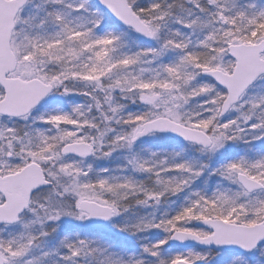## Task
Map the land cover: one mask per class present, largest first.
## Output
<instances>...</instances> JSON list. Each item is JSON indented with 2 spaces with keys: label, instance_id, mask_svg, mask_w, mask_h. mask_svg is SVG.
<instances>
[{
  "label": "snow or ice",
  "instance_id": "6c2138e0",
  "mask_svg": "<svg viewBox=\"0 0 264 264\" xmlns=\"http://www.w3.org/2000/svg\"><path fill=\"white\" fill-rule=\"evenodd\" d=\"M0 264H264V0H0Z\"/></svg>",
  "mask_w": 264,
  "mask_h": 264
},
{
  "label": "rangeland",
  "instance_id": "374dc122",
  "mask_svg": "<svg viewBox=\"0 0 264 264\" xmlns=\"http://www.w3.org/2000/svg\"><path fill=\"white\" fill-rule=\"evenodd\" d=\"M164 146H165V145H162V144H160L159 142H157V141L155 140V138H148L147 140H145L144 145H143V147H144L145 149L150 148V149H153V150L159 149V148L164 147ZM145 154H146V153H145ZM100 163L103 164V163H105V162L101 161ZM72 223H73V224H75V223L78 224V222H72ZM102 228H103V229H102ZM96 229L103 230V231L106 232V233L114 232L113 229H111L110 227L107 228V226H105V227H99V226H97Z\"/></svg>",
  "mask_w": 264,
  "mask_h": 264
},
{
  "label": "trees",
  "instance_id": "16d2710c",
  "mask_svg": "<svg viewBox=\"0 0 264 264\" xmlns=\"http://www.w3.org/2000/svg\"><path fill=\"white\" fill-rule=\"evenodd\" d=\"M75 225L77 226V227H81V228H83L84 226H82V225H79V224H77V223H75ZM95 227H97V226H95ZM100 227V226H99ZM108 227H110L109 225L107 226V228ZM103 229V228H102ZM97 230H99V231H102V232H104L103 230H100V229H97ZM112 233V232H111ZM117 235V237L118 238H126V237H120V234H116Z\"/></svg>",
  "mask_w": 264,
  "mask_h": 264
},
{
  "label": "water",
  "instance_id": "95a60500",
  "mask_svg": "<svg viewBox=\"0 0 264 264\" xmlns=\"http://www.w3.org/2000/svg\"><path fill=\"white\" fill-rule=\"evenodd\" d=\"M91 223H94L95 225H101V226H107L108 224L105 223V222H91Z\"/></svg>",
  "mask_w": 264,
  "mask_h": 264
}]
</instances>
